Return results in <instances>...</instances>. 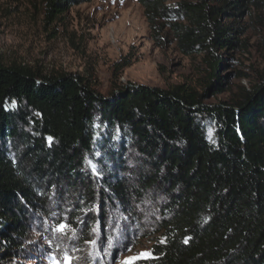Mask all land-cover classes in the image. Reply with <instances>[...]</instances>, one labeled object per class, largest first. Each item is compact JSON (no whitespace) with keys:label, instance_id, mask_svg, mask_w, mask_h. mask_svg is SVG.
Segmentation results:
<instances>
[{"label":"trees","instance_id":"obj_1","mask_svg":"<svg viewBox=\"0 0 264 264\" xmlns=\"http://www.w3.org/2000/svg\"><path fill=\"white\" fill-rule=\"evenodd\" d=\"M42 1L52 22L88 0ZM137 1L155 44L171 35L182 54L204 55L205 92L126 85L103 95L79 74L0 58V264L51 218L56 193L74 198L73 223L85 209L95 220L96 207L162 196L165 242L134 264H264V74L238 100L204 101L222 91V52L240 46L227 20L262 1Z\"/></svg>","mask_w":264,"mask_h":264},{"label":"rangeland","instance_id":"obj_2","mask_svg":"<svg viewBox=\"0 0 264 264\" xmlns=\"http://www.w3.org/2000/svg\"><path fill=\"white\" fill-rule=\"evenodd\" d=\"M261 1L240 17L227 20L240 27V46L222 52L223 88L216 94L210 90L205 103L238 100L264 74ZM166 37L155 44L137 0H88L71 6L52 22L45 19L42 0H0V58L4 63L37 67L47 74H79L103 95L126 85L172 89L182 84L203 94L208 72L204 55H184L173 36ZM134 162L129 158L127 165L132 167ZM90 164L100 178V164L93 160ZM53 199L51 218L34 221L26 249L12 264H53L54 259L63 264L65 255L71 257V264H134L149 258L144 253L151 257L153 245L163 241L162 196L150 194L143 203L128 208L96 207L95 220L86 216L89 209H85L75 223L67 217L74 198L56 193ZM65 220L71 229L60 234L56 224ZM108 237L112 238L111 248ZM89 240H97L96 249Z\"/></svg>","mask_w":264,"mask_h":264},{"label":"snow or ice","instance_id":"obj_3","mask_svg":"<svg viewBox=\"0 0 264 264\" xmlns=\"http://www.w3.org/2000/svg\"><path fill=\"white\" fill-rule=\"evenodd\" d=\"M49 140H51V138L49 137ZM125 219H127V217H125ZM81 223H83V221H80ZM71 229V225L65 220V221H62V222H59L56 224V227H55V230L60 233V234H65L68 230ZM96 231L99 233L100 231V225H99V222H97V228H96ZM121 235H123V229H121ZM90 245L93 246L94 249L97 248V240H89L87 241ZM165 241H161V243H164ZM187 242V240L185 241ZM119 243V241H118ZM107 246L109 248H111L113 246L112 244V238L111 237H108V240H107ZM144 256L146 257H150V254L149 253H144L143 254ZM53 264H61V262L59 260H53ZM63 264H71V257L65 255L64 257V262Z\"/></svg>","mask_w":264,"mask_h":264}]
</instances>
